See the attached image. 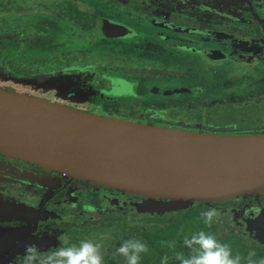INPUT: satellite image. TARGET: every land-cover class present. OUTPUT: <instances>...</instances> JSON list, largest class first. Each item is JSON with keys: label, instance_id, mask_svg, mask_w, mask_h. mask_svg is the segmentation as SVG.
<instances>
[{"label": "flooded vegetation", "instance_id": "flooded-vegetation-1", "mask_svg": "<svg viewBox=\"0 0 264 264\" xmlns=\"http://www.w3.org/2000/svg\"><path fill=\"white\" fill-rule=\"evenodd\" d=\"M103 1L122 14L89 13L71 1L64 2L85 12L87 19L64 18L63 10H43L54 13L62 27L56 30L59 41L53 47L72 45L66 49L57 46L48 56L42 55V60L53 61L51 67L43 70L46 73H42V81L59 95H55V102L62 104L64 99L68 105L83 106L92 114L108 116L91 110L88 103L95 97L101 98V89H105L106 83H93L99 71L101 75L107 73L106 76L117 74L107 82L119 90L114 94L104 90L109 95L105 97L122 100V120L129 122L191 131L190 126L181 122L184 123V118L191 119L195 111L182 97L193 93L198 96L202 88L213 93L215 99L238 97L235 101L217 100L207 107H198L199 114L208 115V109L226 103H253L264 109V7L257 11L254 20H245L248 15L242 13L240 22L220 23L184 13L165 2ZM103 20L111 22L104 30ZM42 28L45 29L42 33L47 34V26ZM79 29L87 34L88 44L93 39L92 46L102 48L78 49L74 36ZM239 88L256 93L249 100H240L244 92L239 93ZM144 105L158 107L153 112L148 111L150 107L144 109ZM180 106L184 111H178ZM247 198L232 199L237 203L235 208L264 205L261 201L264 193L258 201L252 197L257 201L255 205ZM144 199L0 151V233L19 234L12 242L7 239L3 244L6 249L0 251V264H21V256L29 244L45 251L63 241L78 244L91 236L96 238V233L111 219L118 220L126 214L132 218L151 214L134 210V204ZM86 205L94 206L96 212L87 211ZM114 243L117 246L118 242ZM105 247L106 258L111 245L105 242Z\"/></svg>", "mask_w": 264, "mask_h": 264}, {"label": "water", "instance_id": "water-1", "mask_svg": "<svg viewBox=\"0 0 264 264\" xmlns=\"http://www.w3.org/2000/svg\"><path fill=\"white\" fill-rule=\"evenodd\" d=\"M167 1L196 16L200 11L221 15L211 0ZM244 1L242 5L250 6L255 0ZM241 12L228 16L239 19ZM108 23L102 21L103 30ZM0 151L72 178L141 195L146 199L139 207L154 214L197 201H258L264 192V134L134 123L5 88H0ZM255 213L246 232L264 246V205Z\"/></svg>", "mask_w": 264, "mask_h": 264}, {"label": "rangeland", "instance_id": "rangeland-1", "mask_svg": "<svg viewBox=\"0 0 264 264\" xmlns=\"http://www.w3.org/2000/svg\"><path fill=\"white\" fill-rule=\"evenodd\" d=\"M4 0H0L2 2ZM64 1H71L75 3L79 9H83L89 13L95 12L94 14H103V15H116L120 16L122 12L120 10L110 7L105 1L103 0H12L10 4H8L9 10H3L2 6H0V32H8L10 36L5 37L1 44H0V88H5L7 90H17L22 93H28L38 98H41L46 101L54 102L53 100L55 95L59 96L57 93L55 94V89L50 87L49 85L45 84L42 81V73H46L43 71L45 68H49L52 66L53 61L51 59L42 60V55L50 54V52L54 51V43L59 41L56 36V30L61 29L60 22L57 18H55V14L52 12H45L44 6H49L50 8L64 2ZM150 3H157V2H168L167 0H148ZM214 4L218 5L213 6L216 11H221L218 14H213L212 12L207 11H200V15L198 17H203L208 19L209 21H217L220 23H235L240 22L239 19L236 17L228 16L233 15L237 9L241 10V13H246L248 15L247 19H253L256 16L258 10L264 7V0H255L252 1L250 6L242 5L245 3L244 0H211ZM122 3V2H119ZM167 5L174 7L171 3H166ZM213 5V4H212ZM21 6V10H14L16 7ZM120 9V8H119ZM178 9V8H176ZM222 9V10H221ZM184 13L195 15L198 13L189 12L187 10H181ZM236 15V14H235ZM240 17V16H239ZM54 19V20H52ZM33 24H40L47 26V34L40 33L36 38L31 39L29 34L31 33L32 29L30 25ZM76 47L78 49L86 48L87 46H92L94 43L93 39L90 40L87 37V34L82 32L81 29L77 30L76 36H74ZM60 48L66 49L67 47H71L72 45H65L61 44ZM74 48V49H77ZM94 49L102 48V46H92ZM58 49V48H57ZM95 53H97L95 51ZM82 55H79L81 58ZM36 58H41L42 64L35 63L34 60ZM98 73V74H97ZM107 74V73H105ZM101 75L100 72H96V76L93 80L94 85L97 84H104V88H100L102 93L100 95L101 98L95 97L92 99L90 104V109L104 112L108 114V116H115L114 118L119 117L123 119L122 115V107L120 106L123 102L119 97H111L106 98L105 96H109L105 93L104 90L108 91L109 94L116 93L112 88V84L108 81L110 76L117 75L116 73ZM184 84V82H183ZM7 87V88H6ZM11 88V89H8ZM198 94H189L183 96L182 98L186 97L185 100L190 102L191 110H194V114L192 115L191 119L184 118L181 122L183 126H190L192 128L191 131L194 132H207V133H221V134H264V126H260L258 124H247L244 127H222L221 125H215L210 117L206 115L204 112L199 114L198 107H207V105L217 101V100H233L235 101L238 96L233 98H216L214 97L213 93H209L208 91L202 88ZM239 93L243 90L241 88L238 89ZM244 92V97L239 98L240 100H249V96L255 95L252 91ZM248 95V96H247ZM247 97V98H246ZM177 99V98H176ZM226 99V100H225ZM63 106L72 108L77 111H83L90 113L83 106L77 105H68L63 99ZM65 103V104H64ZM57 104V102H56ZM61 103H58L60 105ZM61 104V105H62ZM202 104V105H201ZM145 108L150 107V105H144ZM158 107V106H156ZM156 107H150L148 111H155ZM172 107V106H171ZM170 107V108H171ZM178 111H184L182 106L177 108ZM176 109V110H177ZM125 111V110H124ZM125 112H131L129 110ZM151 113V112H150ZM181 118H179L180 120ZM180 122L176 123L179 124ZM179 124V125H181ZM188 131V130H187ZM264 193V192H263ZM134 210L137 212H144L145 210L139 205L134 204ZM226 208V207H225ZM258 207H237L235 205L231 207L233 210L232 213H228L223 220L225 224L230 226H235V228H242L244 231L247 230V227L250 226V218L256 214V210ZM220 213H223L220 211ZM19 234L15 231H11L10 233L4 234L0 233V251L5 252L6 246L5 244L7 239H10L12 242ZM1 257V256H0Z\"/></svg>", "mask_w": 264, "mask_h": 264}, {"label": "trees", "instance_id": "trees-1", "mask_svg": "<svg viewBox=\"0 0 264 264\" xmlns=\"http://www.w3.org/2000/svg\"><path fill=\"white\" fill-rule=\"evenodd\" d=\"M11 2L12 0H4L0 2V6H2L3 10H9L8 4ZM64 3L52 8L49 6H44V8L53 12L63 10L64 18L87 19L85 12L76 9L69 2ZM21 9L22 7L19 6L14 10L18 11ZM30 28L32 29L29 34L31 39L36 38L42 33V30H45L40 24L30 25ZM7 36H10V33L0 32V44ZM34 62L42 64L41 58H36ZM262 109L258 104L253 103H238L237 105L232 103L216 104L208 109V115L215 125L243 127L247 126V124H264ZM247 199L251 201V205L257 204V201L252 197ZM261 201L264 203V199ZM236 204L232 202V199L209 202L197 201L186 208L163 213L143 214L133 218L131 215L126 214L118 218V220L111 219L96 233V238L102 233L111 237L106 241L107 244L111 245V252L105 258V264H124L123 258L113 253L125 239L131 237L141 239L149 246V251L142 254L141 264H180L176 258L177 255L180 253L186 255L189 252L183 246L184 237L191 236L201 230L213 233L221 242L227 243L231 247L233 255L238 254L241 256V264H261V261H264V246L255 239L253 234L244 231L242 228H235V226L232 227L225 224L223 220L227 215L226 213H221L218 220L214 221L211 227L205 224L202 213L209 208H215L220 212L223 208ZM96 238L93 237V239ZM115 241L118 242L117 246L114 243ZM165 257H167L166 261Z\"/></svg>", "mask_w": 264, "mask_h": 264}, {"label": "clouds", "instance_id": "clouds-1", "mask_svg": "<svg viewBox=\"0 0 264 264\" xmlns=\"http://www.w3.org/2000/svg\"><path fill=\"white\" fill-rule=\"evenodd\" d=\"M85 207L91 213L96 212L92 205ZM220 215L215 208H209L202 213L205 224L209 227ZM110 238V235L102 233L96 239L86 238L78 244H67L63 241L60 246L46 251L36 244H29L21 256V264H105V242ZM183 246L189 252L186 255H177L180 264H241V256L233 255L231 247L210 232L201 230L191 236H185ZM148 251L146 242L131 237L125 239L113 254L122 257L124 264H141L142 254ZM164 259L166 261L167 257ZM261 264H264V261H261Z\"/></svg>", "mask_w": 264, "mask_h": 264}, {"label": "crops", "instance_id": "crops-1", "mask_svg": "<svg viewBox=\"0 0 264 264\" xmlns=\"http://www.w3.org/2000/svg\"><path fill=\"white\" fill-rule=\"evenodd\" d=\"M12 90H14V89H12ZM14 91L19 92V91H17V90H14ZM20 93H22V92H20ZM23 94H27V95L33 96V95H31V94H28V93H23ZM33 97H36V96H33Z\"/></svg>", "mask_w": 264, "mask_h": 264}]
</instances>
